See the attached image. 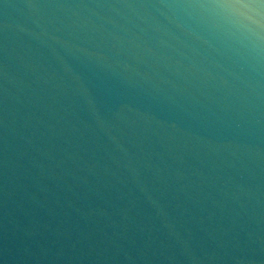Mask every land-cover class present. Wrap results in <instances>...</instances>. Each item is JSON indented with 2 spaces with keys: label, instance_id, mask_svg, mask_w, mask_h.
<instances>
[{
  "label": "water",
  "instance_id": "95a60500",
  "mask_svg": "<svg viewBox=\"0 0 264 264\" xmlns=\"http://www.w3.org/2000/svg\"><path fill=\"white\" fill-rule=\"evenodd\" d=\"M264 0H0V264H264Z\"/></svg>",
  "mask_w": 264,
  "mask_h": 264
},
{
  "label": "clouds",
  "instance_id": "9594fccd",
  "mask_svg": "<svg viewBox=\"0 0 264 264\" xmlns=\"http://www.w3.org/2000/svg\"><path fill=\"white\" fill-rule=\"evenodd\" d=\"M257 28L260 29L261 31H264V25H257ZM257 38L258 39H264V36H261L259 32H257Z\"/></svg>",
  "mask_w": 264,
  "mask_h": 264
}]
</instances>
